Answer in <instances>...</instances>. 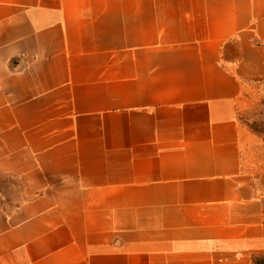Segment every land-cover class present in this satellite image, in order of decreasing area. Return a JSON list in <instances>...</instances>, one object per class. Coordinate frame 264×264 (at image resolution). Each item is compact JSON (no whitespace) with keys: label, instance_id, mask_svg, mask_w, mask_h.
<instances>
[{"label":"crops","instance_id":"0c3cea01","mask_svg":"<svg viewBox=\"0 0 264 264\" xmlns=\"http://www.w3.org/2000/svg\"><path fill=\"white\" fill-rule=\"evenodd\" d=\"M262 78L264 0H0V264H252Z\"/></svg>","mask_w":264,"mask_h":264},{"label":"rangeland","instance_id":"374dc122","mask_svg":"<svg viewBox=\"0 0 264 264\" xmlns=\"http://www.w3.org/2000/svg\"><path fill=\"white\" fill-rule=\"evenodd\" d=\"M241 126L243 170L259 189L264 204V78L246 86L238 105ZM13 207V206H10ZM252 264L264 262V254L255 252Z\"/></svg>","mask_w":264,"mask_h":264},{"label":"trees","instance_id":"16d2710c","mask_svg":"<svg viewBox=\"0 0 264 264\" xmlns=\"http://www.w3.org/2000/svg\"><path fill=\"white\" fill-rule=\"evenodd\" d=\"M255 264H260L258 261H255ZM261 264H264V262L263 263H261Z\"/></svg>","mask_w":264,"mask_h":264}]
</instances>
